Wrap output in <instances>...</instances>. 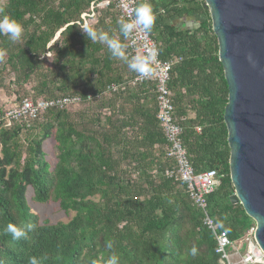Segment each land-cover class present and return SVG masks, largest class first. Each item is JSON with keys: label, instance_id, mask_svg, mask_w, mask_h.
<instances>
[{"label": "trees", "instance_id": "obj_1", "mask_svg": "<svg viewBox=\"0 0 264 264\" xmlns=\"http://www.w3.org/2000/svg\"><path fill=\"white\" fill-rule=\"evenodd\" d=\"M100 1L0 0V17L23 28L15 41L0 33V117L23 98L82 97L36 118L0 120V264H104L113 251L118 264H221L185 183L165 174L176 166L156 119L154 81L134 82L126 62L83 32H108L127 54L118 10ZM148 2L150 35L161 60L173 61L168 87L182 145L196 172L216 170L208 213L243 252L255 223L230 200L228 88L208 9L204 0ZM111 83L117 89L106 92ZM29 202L53 203L70 218L40 220ZM9 224L34 230L17 240Z\"/></svg>", "mask_w": 264, "mask_h": 264}, {"label": "water", "instance_id": "obj_2", "mask_svg": "<svg viewBox=\"0 0 264 264\" xmlns=\"http://www.w3.org/2000/svg\"><path fill=\"white\" fill-rule=\"evenodd\" d=\"M228 97L223 111L232 203L264 252V0H204Z\"/></svg>", "mask_w": 264, "mask_h": 264}, {"label": "built area", "instance_id": "obj_3", "mask_svg": "<svg viewBox=\"0 0 264 264\" xmlns=\"http://www.w3.org/2000/svg\"><path fill=\"white\" fill-rule=\"evenodd\" d=\"M143 0H101L98 6H107L113 4L118 10L120 18L126 20L134 19L133 9L139 2ZM86 14H82L84 19L83 25L87 24L85 20ZM128 52L127 55L132 57L145 55L150 49L155 48L158 51L156 62L152 64V72L150 75L141 76L137 74L133 81H154L157 92L158 111L156 119L162 126L163 133L169 143L167 156L175 162V168L167 169L165 174L167 177L173 178L175 181H183L190 198L195 205L200 208L203 213V224L213 233L216 239L215 252L219 255L221 264H264V252L254 238V229L250 228L246 233L245 249L239 252L237 244L231 241L226 232L217 230V225L210 217L207 209V195L213 191L217 172L214 169H207L196 172L192 167L186 151L182 145L181 127L174 116V106L171 100V93L168 87L170 79V70L173 61H163L160 58L159 48L156 40L150 35L137 28L127 38ZM118 85L111 83L106 86L105 91H115ZM92 96L87 95V99ZM82 100L80 95H67L50 99H35L23 98L19 103L9 107L0 117V120L5 119L6 123L14 120L23 121L36 118L47 108L50 107H65ZM196 130L199 129L196 127ZM238 254L234 259L233 255Z\"/></svg>", "mask_w": 264, "mask_h": 264}, {"label": "clouds", "instance_id": "obj_4", "mask_svg": "<svg viewBox=\"0 0 264 264\" xmlns=\"http://www.w3.org/2000/svg\"><path fill=\"white\" fill-rule=\"evenodd\" d=\"M134 19L126 20L123 17L119 20V31L124 38H128L137 28L145 33H150L156 20L152 5L148 0H143L133 9ZM23 28L14 18L9 16L0 17V33L7 35L11 40H19L22 36ZM88 40L100 42L107 45L108 51L112 58L120 59L127 63L128 68L141 75H150L152 72V64L156 62L158 51L155 48L150 49L145 55L128 58L123 43L112 38L108 32L97 31L92 27L83 29ZM34 230V225H27L26 228L18 227L13 224L7 226V231L11 233L13 239L25 238L28 232ZM107 248L111 250L113 244L109 242ZM192 255H196V249L192 248ZM119 256L113 251L105 260L104 264H118ZM29 264H39L37 258L31 257ZM93 264L95 262L93 261Z\"/></svg>", "mask_w": 264, "mask_h": 264}, {"label": "rangeland", "instance_id": "obj_5", "mask_svg": "<svg viewBox=\"0 0 264 264\" xmlns=\"http://www.w3.org/2000/svg\"><path fill=\"white\" fill-rule=\"evenodd\" d=\"M192 25H194V23ZM45 150L47 151L49 158H52L51 141L45 143ZM29 203L40 216V220L49 219L51 222H56L67 221L70 218L53 203Z\"/></svg>", "mask_w": 264, "mask_h": 264}, {"label": "crops", "instance_id": "obj_6", "mask_svg": "<svg viewBox=\"0 0 264 264\" xmlns=\"http://www.w3.org/2000/svg\"><path fill=\"white\" fill-rule=\"evenodd\" d=\"M239 252L241 253L240 250H239ZM233 257H234V259H236L238 257V254H234Z\"/></svg>", "mask_w": 264, "mask_h": 264}]
</instances>
